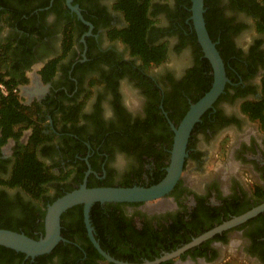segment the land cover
<instances>
[{"label": "flooded vegetation", "instance_id": "obj_1", "mask_svg": "<svg viewBox=\"0 0 264 264\" xmlns=\"http://www.w3.org/2000/svg\"><path fill=\"white\" fill-rule=\"evenodd\" d=\"M123 1L0 0V72L27 80L14 95L35 122L5 142L0 127V224L39 239L58 195L82 185L148 188L166 177L173 119L211 88L213 70L191 0H136L148 4L146 39L167 46L165 61L149 66L122 41ZM210 1L222 22L210 39L228 82L194 124L172 189L147 202H96L87 218L83 205L73 206L60 218L63 240L44 259L0 264H226L227 254L264 264V211L236 222L264 204V110L253 118L243 109L263 98L264 0ZM160 118L171 145L160 140ZM152 119L153 138L135 130ZM36 131L35 157L52 175L40 201L9 186Z\"/></svg>", "mask_w": 264, "mask_h": 264}, {"label": "water", "instance_id": "obj_2", "mask_svg": "<svg viewBox=\"0 0 264 264\" xmlns=\"http://www.w3.org/2000/svg\"><path fill=\"white\" fill-rule=\"evenodd\" d=\"M69 1L67 0V3ZM191 2V21L202 52L212 67L213 82L209 91L189 107L178 126L174 127L171 125L174 137L170 166L166 177L157 185L148 188H87L85 185H82L80 188L59 197L47 207L44 217V233L39 239L35 240L23 233L0 229V247L13 250L32 259L49 254L63 240L60 234L61 215L73 206L83 205L87 218L90 206L96 202H147L164 196L172 189L181 174L186 156L187 140L194 124L199 121L203 113L213 106L218 97L223 93L225 84L228 82L222 59L215 44L211 41L205 26L203 16L204 0H191ZM72 9L81 18L79 12L75 8ZM262 211H264V204L237 219L236 222H243Z\"/></svg>", "mask_w": 264, "mask_h": 264}, {"label": "trees", "instance_id": "obj_3", "mask_svg": "<svg viewBox=\"0 0 264 264\" xmlns=\"http://www.w3.org/2000/svg\"><path fill=\"white\" fill-rule=\"evenodd\" d=\"M212 0L210 1V3ZM144 6L140 5L139 1L136 0H124L121 2L119 8L123 10L126 15V20L128 22L127 28L122 32L123 39L122 41L127 44V46L131 50V54L133 56L138 57L146 66L152 64H159L165 61L167 57V46L166 43L162 44H153L146 39V33L148 27L150 25V21L146 15L147 2L144 3ZM208 0H204V8L208 7ZM209 8V7H208ZM219 11L216 9H207L206 14H204V20L206 23V28L209 33L210 38L215 40V35H217V30L219 28V22H221L219 17ZM222 23V22H221ZM259 31L264 32V21L258 24ZM224 35V33H223ZM221 50V46L217 47ZM223 50V51H222ZM220 55L223 59L227 56L226 51L222 49ZM10 77L9 74H2L0 72V83H3L10 91L14 89L17 85L21 83H26V79L22 78V80H16V78H11L9 80H5V77ZM212 79H210V82ZM209 89H206L207 92ZM184 90L178 89L174 94L173 100L180 102L181 101V92ZM263 98L262 102L257 103H248L244 105V111L252 115L253 118L262 117V111L264 110V80H263ZM204 95V94H203ZM202 96V95H201ZM200 96V97H201ZM199 97V98H200ZM196 99L194 102H196ZM188 107L180 114L179 117L173 119L176 125L180 122V120L184 117ZM34 125L35 122L33 120V115L29 109L24 108L16 95L10 94L6 97L0 96V127L4 134V138L2 142L8 137L18 138L23 129L28 128L30 125ZM137 124L135 126L136 131H145L149 133L150 127L154 124V120L147 121L144 124ZM158 125L162 128L164 135L160 134V140L163 143H169L171 145L172 140L169 139L168 127L164 122L163 118H160L158 121ZM166 133V134H165ZM40 132H35V137L32 139L30 146L25 149V152L18 156L15 164V168L13 171V180L10 187L18 186L20 187L27 195H29L34 200H43L45 198V194L47 192L45 188V184L52 178V175L49 174L44 168L43 165L37 161L34 153V146L40 140ZM153 138L148 134L147 138ZM158 137V138H159ZM63 195H58L55 199L61 197ZM50 200V204L55 200ZM44 215V213H43ZM0 229H6L18 233H23L26 236L33 238L35 240L38 237L34 236L32 232L23 229L20 230L17 226H12L10 224H0ZM43 231V229H42ZM264 231V230H262ZM59 247V246H58ZM56 247V251L58 250ZM54 250V251H55ZM22 258L23 254L15 253L13 250L0 247V263L11 262L12 259ZM45 256L39 257L40 259H44ZM264 257V255H263Z\"/></svg>", "mask_w": 264, "mask_h": 264}, {"label": "rangeland", "instance_id": "obj_4", "mask_svg": "<svg viewBox=\"0 0 264 264\" xmlns=\"http://www.w3.org/2000/svg\"><path fill=\"white\" fill-rule=\"evenodd\" d=\"M234 255V254H233ZM226 264H253L248 262L247 260H244L243 258L241 260H235L232 258V255H228L226 256Z\"/></svg>", "mask_w": 264, "mask_h": 264}, {"label": "built area", "instance_id": "obj_5", "mask_svg": "<svg viewBox=\"0 0 264 264\" xmlns=\"http://www.w3.org/2000/svg\"><path fill=\"white\" fill-rule=\"evenodd\" d=\"M10 92H12V94L16 93V90L13 89L12 91H10L3 83H0V96H8L10 94Z\"/></svg>", "mask_w": 264, "mask_h": 264}]
</instances>
